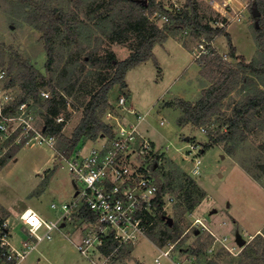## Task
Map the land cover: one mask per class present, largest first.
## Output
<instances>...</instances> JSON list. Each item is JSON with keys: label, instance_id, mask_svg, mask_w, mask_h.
Masks as SVG:
<instances>
[{"label": "rangeland", "instance_id": "rangeland-1", "mask_svg": "<svg viewBox=\"0 0 264 264\" xmlns=\"http://www.w3.org/2000/svg\"><path fill=\"white\" fill-rule=\"evenodd\" d=\"M156 1L172 10L185 9L187 4V0ZM198 1L204 22L212 25L214 20L222 19L219 10L221 0L214 5L208 0ZM246 1L249 0H234V3L242 6L241 2ZM38 6L58 8L57 16L61 12L68 15L75 28L74 40L63 26L55 37V46L63 56L60 70L65 75L68 67L73 68L77 79L67 82L66 86L70 87L64 96L67 104L60 109V114L67 116L63 133L71 136L91 96L115 72L111 65H93L92 58H105L114 53L118 60L125 59L135 48L137 37L125 32L121 42L110 36L109 27L99 22V15L105 9L102 0H0V51L1 55L4 54L0 56V70L7 71L4 82L11 77V67L13 74L19 69L17 63L11 61L15 56L29 60L47 75L44 33L37 27L34 18ZM244 14V20L230 22L226 29L236 52L248 61L257 60L261 54L258 52L255 21L250 9ZM164 18L158 11L152 15L151 21L163 26ZM203 39L189 31L157 45L154 53L158 65L154 59H149L128 71L126 80L130 97H127L125 108L119 105L123 90L115 85L109 94L111 106L101 112V117L108 123H113L111 117L115 116L123 121H134L137 115L131 112L132 109L145 115L139 128L153 146L146 154L151 172L159 183H167L168 176L180 170L165 194L166 198L173 195L176 200L166 202L164 206L165 215L179 223L181 234L178 238L174 239L173 233L167 230L163 244L159 246L150 238L149 229L145 236L131 245L130 254L118 253L107 264H158L157 258L159 264H264L261 255L264 240L242 236L246 243L240 245L237 241L239 233L236 232L242 228L249 231L262 226L264 233V112L250 125L243 139L227 144L234 147L233 156L227 153L225 142L212 145L199 154L202 159L201 174L194 176L191 173V156L208 143L209 132L217 134L225 131L228 126L226 120L233 114L235 105L259 86L255 82L243 88V84L239 83L224 98L222 114L213 116L202 126L187 123L180 128L178 119L182 112L175 105L176 100L182 98L195 102L203 89L212 83L211 77L203 73L202 66L198 64L200 57L196 58L200 51L199 43H209L222 55L229 53L225 35L208 42H203ZM228 60L233 65L238 63L229 56ZM42 87L50 90L47 85ZM10 90L14 95L21 93L19 85ZM41 97L43 100L51 96ZM36 109L35 124L42 129L45 117L39 112V106ZM202 128L206 129L205 132ZM6 141L0 132V216L11 218L13 242L20 247L21 241L27 237L26 228L18 218L20 213L30 207L44 218L55 220L59 213L51 208L52 203L61 205L71 201L82 184L71 173L68 162L56 157V152L46 145L21 144L17 153L4 162L10 147L5 145ZM82 141L78 148L84 154L97 143V139L91 136ZM192 144H197L196 150H191ZM60 145L58 141V151ZM182 172L197 183V187L192 189L194 197L200 191L205 193L193 210L187 209L190 190ZM74 224L68 223L62 232H54L52 239L40 242L21 264H92L77 249L76 244L81 239L77 231L82 225L77 221ZM155 226L158 235L161 229H166L164 223H159V226L155 223ZM248 243L259 251L249 248L243 254ZM201 245L204 246L203 253L194 255L192 249Z\"/></svg>", "mask_w": 264, "mask_h": 264}, {"label": "trees", "instance_id": "trees-1", "mask_svg": "<svg viewBox=\"0 0 264 264\" xmlns=\"http://www.w3.org/2000/svg\"><path fill=\"white\" fill-rule=\"evenodd\" d=\"M102 2L105 9L104 13L99 15V22L109 27L108 32L110 36L122 42L124 41L122 34L129 32L136 35L137 43L125 59L118 60L114 53L105 58H92L93 65H111L115 68V72L91 96L84 108L83 116L71 136L63 133L67 116L63 115L65 118L63 122H58L57 118L62 115L60 114L61 107L67 104L64 96L65 92H69L70 87L66 86V84L68 81L75 79L76 75L73 68L69 69L68 67L65 75L60 70L63 56L55 46V37L60 33V28L63 26L68 35L74 40L75 28L73 27V21L69 19L68 15H64L61 12L57 16L58 8L50 9L45 6H38L34 17L37 27L44 33L43 37L47 55L45 69L47 75L27 59H23L20 56H15L14 59L11 58L12 63H17L19 69L17 73L13 74V67L10 68L9 74L11 77L8 79L6 86L11 89L19 85L21 88V93L15 95L16 104L21 101H31L35 110L39 106V112L45 117L44 132L56 135L58 141L61 143L60 152L69 157L87 136L97 139L102 135L111 137L114 135L113 126L101 117V112L111 106L109 100L110 91L115 85H119L127 99L129 95L125 92V89L128 88L126 81L128 70L149 59H154L158 65L154 53L156 45L163 44L170 37H176L181 33L189 31L207 41L225 35L229 45L228 56L238 60L237 65L231 64L215 48L207 45L209 53L202 54L198 60V64L202 66L203 73L211 77L212 83L203 89L197 101L193 102L178 98L175 105L182 112L178 119L179 125L183 126L187 123H193L194 125L202 126L210 121L213 116L222 114L221 104L235 86L242 83L243 88H245L249 84L259 83L256 91H253L243 101L235 105L233 114L226 120L227 129L217 134L213 131L209 132V141L202 148L203 151H206L212 145L225 142L227 153L233 156L234 147H229L227 144L243 139L246 131L250 129V125L259 114L264 112V0H252L249 4L251 13L253 6H256L260 11V15L257 17L253 16V19L255 21L258 52L261 54V57L260 59L251 61H248L243 55L236 52V48L226 27L213 26L210 22H204V15L200 11L198 0H187L185 9L173 8V10H169L165 5L156 0H102ZM158 11L168 19L163 26L151 21L152 15ZM256 22L259 23L258 27L256 26ZM1 52L2 50L0 51V56L3 57L4 54L2 53L1 55ZM67 62L65 67L69 63ZM42 85H47L50 89V98L42 100ZM15 137L16 134L7 139L5 143L6 146L10 147L6 152L4 162L12 158L22 147L21 144L16 143L11 145ZM178 171H176L177 174L179 173ZM182 173L185 175V180L190 190V195L188 196L190 203L187 209L193 210L200 199L204 197L205 193L204 191H200L198 196L194 197L192 189L197 187V183L193 178L186 175L185 172ZM177 174L172 173V175L168 176L169 181L167 183H159L158 198L156 200L159 215L156 225L158 224L159 226V223H164L166 229H161L160 235L155 232L157 229L155 225L150 228V232L148 231L150 238L159 246L163 244L168 231L173 233L172 237L174 239L178 238L181 234L178 222L169 225L168 221L164 218L167 215H165L162 199V195L167 193L169 186L177 178ZM83 211L86 217L93 218L89 210L84 209ZM261 238L264 240L263 235L258 234L253 239ZM109 245L110 248H113L116 246V242L110 241ZM131 247V245H125L119 249V253L121 255L130 254ZM203 247L201 245V247L192 249V253L196 256L201 255ZM249 248L256 252L259 251L258 248H254L251 243H248L242 251L243 254H246ZM261 255L264 260V247L261 250Z\"/></svg>", "mask_w": 264, "mask_h": 264}, {"label": "built area", "instance_id": "built-area-1", "mask_svg": "<svg viewBox=\"0 0 264 264\" xmlns=\"http://www.w3.org/2000/svg\"><path fill=\"white\" fill-rule=\"evenodd\" d=\"M208 1L214 5L217 0ZM250 2H241L242 6H236L234 0H221L219 10L223 17L214 20L212 25L226 27L230 22L244 20V12L249 10ZM164 19L168 21L166 17ZM203 42L208 41L203 39ZM207 45L199 43L200 51L196 58L209 53ZM223 57L228 59V55ZM6 76V69L0 70V132L6 139L16 134L11 145H46L53 149L56 157L68 162L71 173L82 186L71 201L61 205L52 203V209L59 212L55 220L44 218L33 208L24 209L18 218L26 228L27 237L21 241L20 247L13 242L11 218L0 217V264H21L40 242L52 239L53 233L66 221L72 224L77 221L82 225L81 239L76 246L92 264L111 262L120 248L136 244L145 236L159 215L156 204L159 181L146 160V154L153 146L139 128L144 115L132 109L131 112L137 115L134 121L111 117L114 119L110 123L114 130L112 137L99 136L87 154L77 148L67 157L58 151V137L36 126V110L31 101L16 104L15 95L4 82ZM41 96L48 98L51 91L42 89ZM126 102L125 95H122L119 105L125 108ZM57 121H65L64 116H59ZM205 130L202 128L203 132ZM196 148L197 144L191 145V150ZM201 151L202 148L193 155L196 160L194 171L198 170ZM165 196L162 195L163 207L166 202L176 200L173 195ZM84 209L89 210L93 218L86 217ZM110 241H115L116 246L110 248ZM156 261L159 263V258Z\"/></svg>", "mask_w": 264, "mask_h": 264}, {"label": "crops", "instance_id": "crops-1", "mask_svg": "<svg viewBox=\"0 0 264 264\" xmlns=\"http://www.w3.org/2000/svg\"><path fill=\"white\" fill-rule=\"evenodd\" d=\"M170 38H173L174 39V37H170ZM169 38V39H170ZM165 43V42H164ZM163 43V44H164ZM180 44V43H179ZM157 46V45H156ZM155 46V47H156ZM136 67V66H135ZM129 71V70H128ZM128 73V72H127ZM126 77H127V75H126ZM127 81V80H126ZM128 84V83H127ZM125 92L129 95V97H130V89L129 88H127V89H125ZM144 117H145V115H144ZM144 120H145V118H144ZM143 120V121H144ZM142 121V122H143ZM161 123L163 124L164 123V121L162 122L161 121ZM179 125V124H178ZM179 127L180 128H183V126H181V125H179ZM29 145V144H28ZM25 146H27V145H25ZM51 149V148H50ZM53 150V149H52ZM54 151V150H53ZM203 152H205V151H201L200 153H203ZM199 153V154H200ZM192 155V154H191ZM194 155V154H193ZM191 156L192 157V162H193V167L191 168V173L195 176V175H199V174H201V167H202V159L200 158V156H199V165H198V170L197 171H194V167H195V165H196V160H195V157L194 156ZM255 180V179H254ZM74 197V196H73ZM57 204V203H56ZM52 208V207H51ZM57 213H59V212H57ZM0 217H2V218H8V217H6V216H0ZM68 223H71V222H65L64 224H63V226L58 230L59 232H62L64 229L63 228H65V227H67V225H68ZM245 229V228H244ZM77 232H79L81 235H82V233H81V231H77ZM236 232H238L239 234H241V235H237V237L238 236H240V237H242V236H245L246 238H248V239H252L253 237H255L256 235H258V234H262V235H264V233H263V229H262V226H258V227H256L254 230H246V231H244L243 230V228L241 229V231L238 229ZM245 233V234H244ZM242 239H244L243 237H242ZM244 240H246V239H244ZM160 263V262H159ZM158 263V264H159Z\"/></svg>", "mask_w": 264, "mask_h": 264}, {"label": "water", "instance_id": "water-1", "mask_svg": "<svg viewBox=\"0 0 264 264\" xmlns=\"http://www.w3.org/2000/svg\"><path fill=\"white\" fill-rule=\"evenodd\" d=\"M166 8H168L169 10H172V8H169L167 6H166ZM252 15L254 17H257V16L260 15V11L257 9L256 6H253V8H252ZM256 26L257 27L259 26V23L258 22H256ZM186 138H187V140L189 139V137H186ZM164 218L168 221L169 225H173L174 221H173V219L171 217L164 216ZM237 241H238V243L240 245H244L246 243V240L242 239V237H240V236L237 237Z\"/></svg>", "mask_w": 264, "mask_h": 264}]
</instances>
